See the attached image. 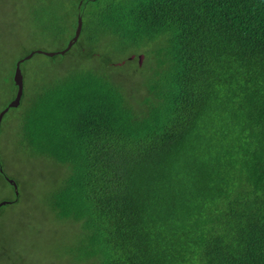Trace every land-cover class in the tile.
<instances>
[{
  "label": "trees",
  "instance_id": "obj_1",
  "mask_svg": "<svg viewBox=\"0 0 264 264\" xmlns=\"http://www.w3.org/2000/svg\"><path fill=\"white\" fill-rule=\"evenodd\" d=\"M27 15L25 39L65 42L44 51L64 50L82 18L65 53L21 62L0 128L14 157L69 173L46 200L53 222L77 225L66 258L264 264V0H34ZM9 43L0 35V113L17 62L40 49L15 61ZM3 209L0 260L46 264L2 236Z\"/></svg>",
  "mask_w": 264,
  "mask_h": 264
},
{
  "label": "rangeland",
  "instance_id": "obj_2",
  "mask_svg": "<svg viewBox=\"0 0 264 264\" xmlns=\"http://www.w3.org/2000/svg\"><path fill=\"white\" fill-rule=\"evenodd\" d=\"M30 4L33 6L34 0H0V35L5 34V39L10 42L8 45L16 47L11 50L16 53L13 56L15 61L22 55L23 49L39 47L44 50H55L63 47L65 43L45 37L25 39L26 30H32L33 26L30 15H27ZM41 5L39 9L42 8ZM66 26L67 24L63 23L61 28L64 30ZM69 27L71 28L70 23ZM8 32L11 35L8 36ZM17 42L19 44H14ZM23 45L25 46L22 47ZM130 58L142 62L144 54H132ZM16 144V140L9 143L0 140L1 165L7 176L17 183L20 194V203L3 205V210L7 213L2 219L4 228L1 234L8 235L23 256H46L45 258L49 259L46 264H75L71 256L66 258L65 250L67 245L74 241L77 225L53 222L46 204L48 196L60 189L69 173L60 172L46 159L23 155L14 157L11 150H15ZM4 184L5 186L0 188V201H9L6 199L12 194V190L6 183ZM74 227L76 229L73 230ZM0 264L16 263L7 259L5 262L0 260Z\"/></svg>",
  "mask_w": 264,
  "mask_h": 264
},
{
  "label": "water",
  "instance_id": "obj_3",
  "mask_svg": "<svg viewBox=\"0 0 264 264\" xmlns=\"http://www.w3.org/2000/svg\"><path fill=\"white\" fill-rule=\"evenodd\" d=\"M81 30H82V18H79L78 25H77V28L75 31V35L72 38V40L69 41L67 47L64 50H61V51H44L41 49H37V50L31 52L30 54H28L27 56H25L24 58L20 59L17 62L14 79H15L16 84L18 85V92H17L16 97L9 103V106L6 107L4 110H2V112L0 113V128H1V122H2V119L4 117V114L8 111L9 107H16L20 104V99H21V96L23 94V87H24L23 74L21 71V62H23L26 59H30L35 53H44V54L49 55V56H53L57 53H65L68 49L71 48L74 41H76L78 39V37L80 36ZM8 181L10 183H12L15 187H17V183L14 180H12L8 177ZM16 193L18 194V192H16ZM9 202H11V201L0 202V207L6 203H9Z\"/></svg>",
  "mask_w": 264,
  "mask_h": 264
},
{
  "label": "flooded vegetation",
  "instance_id": "obj_4",
  "mask_svg": "<svg viewBox=\"0 0 264 264\" xmlns=\"http://www.w3.org/2000/svg\"><path fill=\"white\" fill-rule=\"evenodd\" d=\"M0 165H1V161H0ZM0 169H1V171H5L4 169H3V167H2V165H1V167H0ZM6 178H8V176L6 177ZM12 184V183H11ZM13 185V184H12ZM14 186V185H13ZM15 187V186H14ZM19 189H18V186L17 187H15V193L16 192H18V194H15L16 196H18L19 195V191H18Z\"/></svg>",
  "mask_w": 264,
  "mask_h": 264
}]
</instances>
